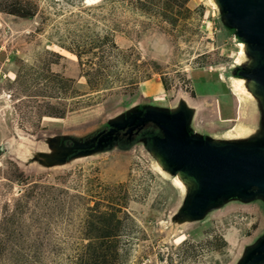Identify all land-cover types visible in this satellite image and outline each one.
<instances>
[{"label": "rangeland", "instance_id": "374dc122", "mask_svg": "<svg viewBox=\"0 0 264 264\" xmlns=\"http://www.w3.org/2000/svg\"><path fill=\"white\" fill-rule=\"evenodd\" d=\"M253 60L215 0H0L1 264L15 243L67 264L86 237H118L120 264H241L264 234V197L190 218L193 184L152 140L75 155L64 141L82 149L131 110L181 105L191 133L264 136L261 97L236 77Z\"/></svg>", "mask_w": 264, "mask_h": 264}, {"label": "water", "instance_id": "95a60500", "mask_svg": "<svg viewBox=\"0 0 264 264\" xmlns=\"http://www.w3.org/2000/svg\"><path fill=\"white\" fill-rule=\"evenodd\" d=\"M227 25L233 27L251 49L252 76L242 78L251 83L252 93L261 97L264 109V0H215ZM190 109L181 105L175 110L147 107L143 119L159 123L160 135L153 137L152 147L160 164L193 184L184 207V215L201 217L220 199L231 195L264 197V144L240 148L232 141L214 140L208 135L189 131ZM117 121V119L110 121ZM103 135V134H101ZM105 135V133H104ZM241 264H264V234L248 248Z\"/></svg>", "mask_w": 264, "mask_h": 264}, {"label": "flooded vegetation", "instance_id": "af4514ba", "mask_svg": "<svg viewBox=\"0 0 264 264\" xmlns=\"http://www.w3.org/2000/svg\"><path fill=\"white\" fill-rule=\"evenodd\" d=\"M240 72L246 77H251L253 75L252 69H242ZM145 110V108L134 109L129 113H126L117 121H113L112 123L107 122L104 127L96 131L95 134L97 135L94 134L96 137H93L94 139L89 140L82 149H74V142L70 140L65 139L64 144L67 148H72L70 155L91 150L93 147L104 145L109 141L120 145L130 143L136 139H144L151 144V139L160 135L159 123L154 120L143 119ZM201 135L204 136V134ZM232 142L234 145L243 149H252L257 145L264 144V142L257 143L255 140H234Z\"/></svg>", "mask_w": 264, "mask_h": 264}, {"label": "trees", "instance_id": "16d2710c", "mask_svg": "<svg viewBox=\"0 0 264 264\" xmlns=\"http://www.w3.org/2000/svg\"><path fill=\"white\" fill-rule=\"evenodd\" d=\"M16 14L22 17H30L32 14L18 8ZM125 148V147H124ZM73 245V252L66 257L67 264H120L118 237H86ZM16 249L12 252V259L7 264H36L37 260L31 255V246L22 248L14 244ZM2 261H0V264Z\"/></svg>", "mask_w": 264, "mask_h": 264}, {"label": "bare ground", "instance_id": "6f19581e", "mask_svg": "<svg viewBox=\"0 0 264 264\" xmlns=\"http://www.w3.org/2000/svg\"><path fill=\"white\" fill-rule=\"evenodd\" d=\"M236 77H240V76H236ZM243 82V79L242 80H235V83H234V85H236L237 87H239V90H240V93H243L244 95H246L247 94V89H246V87H241V83ZM248 93H250V92H248ZM247 95H249V94H247ZM250 96V95H249ZM252 97V96H251ZM179 176V175H178ZM180 180V179H179Z\"/></svg>", "mask_w": 264, "mask_h": 264}]
</instances>
